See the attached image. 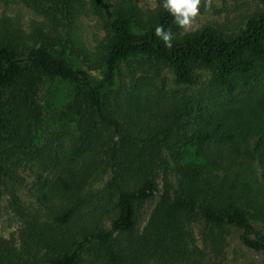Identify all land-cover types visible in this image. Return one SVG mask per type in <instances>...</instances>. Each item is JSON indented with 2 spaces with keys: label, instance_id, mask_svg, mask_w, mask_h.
Listing matches in <instances>:
<instances>
[{
  "label": "trees",
  "instance_id": "trees-1",
  "mask_svg": "<svg viewBox=\"0 0 264 264\" xmlns=\"http://www.w3.org/2000/svg\"><path fill=\"white\" fill-rule=\"evenodd\" d=\"M30 1L55 18L72 15L81 4ZM89 3L95 14L102 12L103 0ZM158 25L171 32L176 26L163 7L143 22L133 4H117L107 18L108 36L99 52L102 75L91 81L62 51L27 43L29 36L20 27L0 18V153L3 131L23 133L39 119L37 89L43 77L72 84L69 105L77 132L72 151L100 145V124L115 136L107 145L106 187L113 195L108 229L81 230L73 247L53 241L55 247L34 261L17 259L0 239V264H200L203 252L188 228L189 219L196 217L207 229L235 225L242 229L243 244L264 248V231L248 234L254 231L250 219L264 222V10L248 16L230 36L206 25L181 38L173 36L170 49L155 35ZM134 56L154 67L169 66L174 79L185 85L193 82L194 67H207V86L195 101L182 98L169 106L151 103L138 82L129 88L120 80L111 87L119 63ZM166 133L181 145H193L192 162L169 165L159 154V135ZM169 167L175 172L173 191L158 188L153 178L157 170L165 177ZM4 172L0 159V180ZM72 181L77 184L78 179ZM154 194L146 222L133 233L136 206ZM77 205L76 199L55 219L65 222ZM40 241L48 242V236H39Z\"/></svg>",
  "mask_w": 264,
  "mask_h": 264
},
{
  "label": "rangeland",
  "instance_id": "rangeland-1",
  "mask_svg": "<svg viewBox=\"0 0 264 264\" xmlns=\"http://www.w3.org/2000/svg\"><path fill=\"white\" fill-rule=\"evenodd\" d=\"M119 3L133 4L143 22L162 7V0H103L98 15L92 11L89 0H81L72 15L55 18L30 0H0V18L8 17L14 26L20 27L29 36L27 43H44L54 53L62 51L71 65L85 70L91 81H97L102 75L99 52L108 36L107 18ZM260 10H264V0H212L210 11L201 0L193 28L185 31L176 25L172 34L181 38L209 25L230 36L243 27L248 16ZM133 28L137 30L138 26ZM209 77V68L197 66L193 69V82L181 84L174 79L169 66L154 67L134 56L119 63L111 87L120 80L123 87L129 88L138 82L151 103L169 106L182 98L186 102L198 99ZM72 90V84L66 80L43 77L37 89L39 119L23 133L14 132L13 128L3 131L0 159L5 172L0 180V239L7 242L20 260L43 257L44 252L55 247L53 241H66L73 247L81 230L91 226L108 229L113 216V195L106 182L110 175L107 145L115 136L112 137L108 126L100 124V145L91 151H72L73 135L77 134L69 105ZM159 138V154L169 165L174 160L179 163L194 160L193 145H181L170 133L160 134ZM168 169L165 177L157 170L153 178L158 188L173 191L175 172L171 167ZM127 172L131 184L134 176L130 170ZM72 177L78 179L77 184ZM76 199L78 205L69 219L59 223L54 215ZM155 200L154 194L136 206L133 233L140 231ZM250 223L254 229L248 233L250 236L255 231H264V222L250 219ZM188 228L194 244L203 252L200 264H264V248L255 250L243 244L239 238L242 229L235 225L207 229L196 217L189 219ZM41 230L48 236L46 243L38 242L43 235Z\"/></svg>",
  "mask_w": 264,
  "mask_h": 264
},
{
  "label": "clouds",
  "instance_id": "clouds-1",
  "mask_svg": "<svg viewBox=\"0 0 264 264\" xmlns=\"http://www.w3.org/2000/svg\"><path fill=\"white\" fill-rule=\"evenodd\" d=\"M201 0H162V7L172 15L174 23L185 31L193 28L196 18L200 14ZM207 11L211 10L212 0H204ZM155 35L159 37L167 48L172 47L173 34L171 29H164L162 25L155 28Z\"/></svg>",
  "mask_w": 264,
  "mask_h": 264
}]
</instances>
